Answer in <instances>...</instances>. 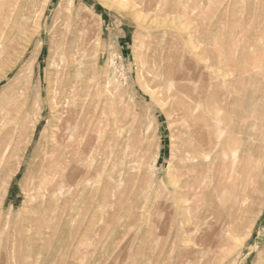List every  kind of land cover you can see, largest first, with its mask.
<instances>
[{"label": "rangeland", "instance_id": "1", "mask_svg": "<svg viewBox=\"0 0 264 264\" xmlns=\"http://www.w3.org/2000/svg\"><path fill=\"white\" fill-rule=\"evenodd\" d=\"M14 2L17 15L7 17L0 0V105L24 92L29 103L40 95L51 104L58 86L68 95L78 88L86 110L68 122L71 134L88 128L94 143L71 166L80 171L72 186L57 165L43 183L44 156L56 155H44L45 143L61 148L77 98L64 96L47 138L44 117L33 143L23 140L10 158L17 125H0V264H264V108L252 111L264 99L255 73L236 65L261 46L264 0ZM182 71L191 79L171 86ZM212 126L240 146L220 160L221 150L191 160L190 149L202 151L197 134ZM237 157L224 184L221 164Z\"/></svg>", "mask_w": 264, "mask_h": 264}, {"label": "bare ground", "instance_id": "2", "mask_svg": "<svg viewBox=\"0 0 264 264\" xmlns=\"http://www.w3.org/2000/svg\"><path fill=\"white\" fill-rule=\"evenodd\" d=\"M7 3H9L10 4V8H9V10H8V12H6L5 11V13H4V15L6 14L7 15V17H14V15L16 14L17 15V10H16V7L14 6V0L12 1V0H7ZM11 20V19H10ZM263 26V24L262 25H260V29L259 30H256V35H255V41L256 42H258V44H260L261 46L259 47V45H258V47H256V44L254 45V47H255V49L253 50V52H252V54L251 55H253V59L251 60V61H249V62H247L248 61V59L246 60V65H241V62L239 61V63H237L236 65H238V66H240V69L242 70V72H248V73H252V72H250V71H253L255 74V76L257 77V78H255L254 77V79H253V81L255 82H258L259 83V85H260V88L256 91L257 93V95L260 97H263V99H264V27H262ZM6 27V26H5ZM9 27V26H8ZM7 31H8V29H7ZM7 33V32H6ZM2 37V36H1ZM1 43V42H0ZM219 50V49H218ZM212 51V50H211ZM1 53V52H0ZM220 53V52H219ZM255 53V54H254ZM251 55H249V57L251 56ZM215 56V55H214ZM217 58V57H216ZM210 59V58H209ZM215 61V60H214ZM216 61H217V59H216ZM218 63V62H217ZM227 64H228V61H227ZM234 64V63H233ZM218 66H220V64H218ZM16 66L14 65H12L11 67H9V68H7V69H5L4 71H3V74L5 75L6 73H8V72H12L13 70H14V68H15ZM249 67V68H248ZM239 74V73H238ZM3 76V75H2ZM6 76V75H5ZM5 76H3V77H5ZM240 76V75H239ZM243 76V75H242ZM252 77V76H251ZM7 78V77H6ZM171 79H170V85L171 86H175L176 88H182L183 86H185L186 84V82H185V80L186 79H191V76H190V74L188 73V72H186V71H182V72H180L178 75H176V76H173V77H170ZM5 79V78H4ZM0 80H2L1 78H0ZM243 81V80H242ZM1 82V81H0ZM242 83V82H241ZM256 84V83H255ZM30 85V84H29ZM31 86V85H30ZM191 86V85H190ZM41 87V86H40ZM22 88V87H21ZM24 88V87H23ZM30 88V87H29ZM57 89H58V94L56 93V96H55V100H54V102H52L51 104H49V98L50 97H45V98H41L40 97V95H38L39 97H37L36 96V98H37V102H34V103H29V102H31V99L29 98V97H27V99L25 98L26 96H25V92L24 93H21V95H16L17 97H13L11 100H8L7 102H3V106H1L2 107V109L0 108V125L2 124V126L5 128V127H7V124L6 123H11V126H13V124H15V125H17L15 128H9V134H11V141L9 142V144H8V146H7V148H6V151H8L7 153H9V155H6V156H8L9 158L12 156V155H14V153H15V151H16V148H18L19 146H20V144L22 143V141L23 140H27V141H29V142H32L33 143V138L35 137V134H36V132H37V130L39 129L38 128V125L40 124V121H42V118H46V120H47V128H46V130L44 131V138L46 137L47 138V136L49 135V132H50V127L51 126H53V123H52V116L53 115H59V114H57L58 113V111H57V109H56V106H60L59 104H62L63 103V99H64V96H68V99H70V103L72 102V101H74L76 98H77V103L73 106V107H68V109H67V117H64L65 118V120H66V122L68 123H70L71 121H72V119H73V117L75 116L74 114L75 113H82V112H84V110H86V108L84 109V107H86L85 105H86V102H85V100H83V99H81V97H83V92H81V90H79L78 88H76V89H73V91L71 92V93H69V95L67 94V91L65 90V91H62L63 93H60L61 92V87H57ZM181 90H184V89H181ZM217 90V89H216ZM215 90V91H216ZM253 90V89H252ZM5 91H6V89H5ZM17 91H19V89L17 90ZM39 91V90H38ZM221 91H222V89H221ZM224 91V90H223ZM26 92H28V91H26ZM219 92V91H218ZM255 92V91H254ZM8 93V92H7ZM18 93V92H17ZM20 93V92H19ZM31 93V92H30ZM192 93V92H191ZM198 93V92H197ZM222 93H224V92H222ZM221 93V94H222ZM5 94V93H4ZM3 94V95H4ZM24 94V97H23V99L25 98L26 100H25V106H23L24 105V103H23V105H22V107H19L18 108V105H17V98H19V97H21L22 95ZM32 94V93H31ZM34 94V93H33ZM37 94H39L38 92H37ZM220 94V93H219ZM225 94V93H224ZM253 94V93H252ZM43 95V94H42ZM211 95V94H210ZM223 95V94H222ZM221 95V96H222ZM256 95V96H257ZM34 96H35V94H34ZM244 96V95H243ZM30 97H33V96H30ZM259 97H258V99H259ZM38 98H41L40 99V101L38 100ZM192 98H193V100H196L197 101V98L198 97H196L195 95H192ZM1 99V98H0ZM28 99H30L29 100V102H28ZM78 99L80 100L79 102H78ZM6 100V99H5ZM20 100H22V98L20 99ZM34 100H35V97H34ZM72 100V101H71ZM68 102H69V100H67ZM1 102V101H0ZM19 103H20V101H18ZM23 102V101H22ZM22 102L20 103V104H22ZM190 105V104H189ZM70 106V105H69ZM263 107L264 108V100H258L256 103H254L253 104V107H252V111H256V108L257 109H259V107ZM247 107V106H246ZM48 108L49 109H51L50 111L48 110ZM65 108V107H64ZM67 108V107H66ZM73 108V109H72ZM47 110L49 111V112H47ZM184 110V109H183ZM238 110V109H237ZM247 108H245V110L243 109V113L244 114H247ZM262 111V110H261ZM246 112V113H245ZM45 113H47L46 114V116H44V114ZM50 113L52 114V116L51 117H49V115H50ZM86 113V112H85ZM183 113V112H182ZM184 113H185V111H184ZM187 113V112H186ZM250 113V112H249ZM262 113H263V111H262ZM89 114V113H88ZM190 114V113H189ZM252 114V113H251ZM31 115H33V117H31ZM84 115H86V114H84ZM185 115V114H184ZM81 116H82V114H81ZM80 116V117H81ZM183 116V115H182ZM182 116L180 117V118H182ZM193 116V115H192ZM244 116H247V115H244ZM263 116V115H262ZM54 117V116H53ZM61 117V116H60ZM59 117V118H60ZM250 117V116H249ZM251 118V117H250ZM249 118V119H250ZM80 119H82V118H80ZM86 119H88V118H86ZM187 119V118H186ZM247 119H248V117H247ZM256 119V118H255ZM59 120V119H58ZM61 120V119H60ZM89 120V119H88ZM199 120V119H198ZM244 120V118H243V116L241 115L240 116V121H243ZM246 120V119H245ZM254 120V119H253ZM63 121H64V119H63ZM86 121V120H85ZM107 121V120H106ZM206 120L204 119V123H206L205 122ZM252 121V120H251ZM54 122V121H53ZM56 122H57V120H56ZM91 122H92V120H91ZM90 122V123H91ZM181 122V121H180ZM244 122V121H243ZM255 122V121H254ZM66 124V127H63L62 129H61V132H65V135H64V138H57V140H58V142L59 143H61V148L60 149H57V148H54V147H52L51 145H49L48 143H45V146H44V155H46V154H49V155H51L52 153H54V154H56L55 156H50V157H48V156H44V159H43V162H42V164H48L49 162H50V168H48L49 169V171H46V173H45V177L43 178V183H45L46 182V177H47V175H50L49 173H54V167H55V165H57V166H61V169H62V175H63V180L64 179H66L65 180V182L64 183H67V184H70V186H72V183H74V181H75V179H76V177L78 176V175H80V171L77 173L76 171L75 172H73L74 171V169H71V166H73L74 164H75V162L77 163L76 165H78V164H81V162L84 160V157L86 156V155H88L89 153H91V151H92V149H93V143H94V141H93V137H90V135L91 134H89V131H90V129H89V131H87L88 130V128H87V130H83L82 132H80L81 134H79L78 136H77V138L75 139V137H72L73 135L71 134V126H70V124ZM83 123H87V121L86 122H83ZM82 123V124H83ZM109 123V122H108ZM112 123V122H111ZM191 123V122H190ZM230 123H231V120H230ZM77 124V123H76ZM210 124V123H209ZM233 124V123H232ZM235 124V123H234ZM233 124V125H234ZM59 125H61L60 124V122H59ZM79 125V124H78ZM91 125V124H90ZM237 125H238V123H237ZM63 126H64V124H63ZM88 126V125H87ZM86 126V127H87ZM231 126V125H230ZM239 126V125H238ZM9 127V126H8ZM7 127V128H8ZM57 127V126H56ZM74 127H76V126H74ZM204 127H205V125H204ZM213 127V130L214 131H211L210 132V129L208 130V133H207V135H205L204 133H199V134H197V136L198 137H202L203 138V140L201 141V142H199V144H197V146L200 148V150H202V151H200V153H195L194 151H195V149L197 148L196 146V148L195 149H190L191 150V160H193V159H196L197 157H201L202 156V154L203 155H205V158L206 157H208L209 155H210V153L213 151V150H221V155L219 156V153L217 154V156L215 155V158L216 159H218V160H220V159H222L221 158V156L222 157H227L228 156V154H229V152L230 151H236L237 150V148L240 146L239 145V142L240 141H238V139H236L237 137H235V138H233V139H229V140H225V141H223V137H224V134H225V131H222V130H219V129H214V126H212ZM237 127V126H236ZM236 127H232L231 126V129H233L234 128V130H236ZM240 127H241V125H240ZM244 127L246 128V127H248L247 125H244ZM44 128V127H43ZM82 128V126H80V129ZM85 128V127H84ZM209 128V127H208ZM48 129H49V131H48ZM1 130H2V128H1ZM0 130V131H1ZM75 130V129H74ZM238 130V131H237ZM237 132H240V134H241V132H244V130H242V128H237ZM253 130V129H252ZM78 131V130H77ZM2 132V131H1ZM57 132V131H56ZM42 133V132H41ZM52 133V132H51ZM73 133V132H72ZM84 133L86 134L85 136H86V138L83 136L84 135ZM232 133H234V132H232ZM1 134V133H0ZM48 134V135H47ZM75 135H76V133H74ZM78 134V133H77ZM239 134V133H238ZM104 135H106V134H104ZM237 135V134H236ZM108 136V135H107ZM241 136V135H240ZM57 137H59V136H57ZM62 137H63V135H62ZM50 138V137H49ZM105 138H106V136H105ZM111 138V137H110ZM54 139V138H53ZM160 139V138H159ZM47 140V139H46ZM45 140V142H47ZM52 139H50V141H51ZM54 140H56V139H54ZM106 140V139H105ZM25 141L23 142V145H24V143H25ZM26 141V142H27ZM60 141H62V142H60ZM104 141V140H103ZM102 141V142H103ZM113 141H115V139L113 140ZM38 142V141H37ZM55 142V141H54ZM124 142V141H123ZM122 142V143H123ZM31 143V144H32ZM52 143V142H51ZM26 144V146L25 147H27V143H25ZM104 144V143H103ZM101 145V146H104V145ZM106 144V143H105ZM113 144V143H112ZM181 144V143H180ZM49 145V146H48ZM55 145V144H54ZM58 145H60V144H58ZM98 145V144H97ZM122 145V144H121ZM125 145H126V143H125ZM184 145V144H183ZM182 145V146H183ZM29 146H30V144H29ZM37 146V145H36ZM116 146V144L114 145V147ZM123 146V145H122ZM25 147H20L21 149H23V148H25ZM60 147V146H59ZM58 147V148H59ZM108 147H109V145H108ZM110 147H112L111 145H110ZM113 147V148H114ZM181 147V146H180ZM97 148V147H96ZM122 148V147H121ZM132 148V147H131ZM147 148V147H146ZM42 149V150H43ZM116 149V148H115ZM134 149V148H133ZM179 149H181V148H179ZM234 149V150H233ZM24 150V149H23ZM102 150V149H101ZM110 150V149H109ZM189 150V149H188ZM103 151V150H102ZM101 151V152H102ZM116 151V150H115ZM121 151V150H120ZM124 151L125 150H123V153H124ZM137 151V150H136ZM197 151H199V149L197 150ZM100 152V151H99ZM98 152V153H99ZM126 152V151H125ZM189 152V151H188ZM192 152H194V154L192 153ZM219 152V151H218ZM97 153V154H98ZM109 153V152H108ZM6 154V153H5ZM107 154V153H106ZM201 154V155H200ZM99 155V154H98ZM98 155H96L95 156V154L94 155H92L93 157L95 156V157H98ZM104 155V154H103ZM116 155H118V154H116ZM124 155H125V153H124ZM185 155V154H184ZM213 155V154H212ZM211 155V156H212ZM106 156V155H105ZM120 156V155H119ZM188 156V155H187ZM239 156V155H238ZM90 157H91V155H90ZM107 157V156H106ZM117 157V156H116ZM116 157H114V158H116ZM99 158V157H98ZM118 158V157H117ZM241 158V157H240ZM102 159V158H101ZM123 159H125L124 157H123ZM95 160H97L96 158H95ZM119 160V159H118ZM12 161V160H11ZM92 161V160H91ZM107 161V160H106ZM125 161V160H124ZM126 162V161H125ZM41 163V162H40ZM103 163V162H102ZM124 163V162H123ZM241 163V160L240 159H238V157L235 159V161H233L232 163H225V160L222 162V164H221V166H222V168L224 169V181H223V183L224 184H229V182H233V180H232V174H231V172H230V170H231V168H238V166H239V164ZM2 163H0V165H1ZM125 164V163H124ZM195 164V163H194ZM49 165V164H48ZM118 165V164H117ZM201 165V164H200ZM204 165V164H203ZM4 165H1V167H3ZM43 166V165H42ZM241 166V168L244 166V163L242 162V165H240ZM200 167V166H199ZM53 168V169H52ZM70 168V171L66 174L65 172L68 170ZM91 168V167H90ZM90 168H89V171H90ZM116 168V167H115ZM122 168V167H121ZM124 168V167H123ZM201 168V167H200ZM92 169V168H91ZM193 169V168H192ZM46 170H47V168H46ZM104 170V169H103ZM123 170V169H122ZM195 170V169H194ZM41 171V170H40ZM59 171H60V167H59ZM92 171V170H91ZM114 171V170H113ZM201 173H205L206 171H207V167H203L201 170ZM43 172V171H42ZM42 172H40V174L42 173ZM57 174L58 173H60V172H56ZM91 173V172H90ZM104 173V172H103ZM191 173H192V171H191ZM106 174V173H105ZM230 174V175H229ZM38 176H40L39 174H38ZM82 176H83V173H82ZM192 176V175H191ZM41 177V176H40ZM81 177V176H80ZM106 177V176H105ZM88 178V177H87ZM86 178V179H87ZM58 179V178H57ZM57 179H55V180H57ZM3 180V179H2ZM35 181V180H34ZM37 181V180H36ZM106 182V181H105ZM77 183V182H76ZM82 183H83V181H82ZM63 183L61 182V184H60V186L62 185ZM119 184V183H118ZM126 184V183H125ZM223 184V185H224ZM116 185V184H115ZM58 186V185H57ZM56 186V187H57ZM65 186H66V184H65ZM68 187H69V185H67ZM84 186V185H83ZM82 186V187H83ZM86 186V185H85ZM195 186V185H194ZM193 185L191 186V196L192 195H195V187H194ZM225 186V185H224ZM40 187H42L41 185H40ZM233 187H234V185H233ZM49 188V187H48ZM121 188V187H120ZM225 188V187H224ZM1 189V188H0ZM41 189V188H40ZM43 189V188H42ZM41 189V190H42ZM56 189V188H55ZM58 189V188H57ZM56 189V190H57ZM63 189H64V187H63ZM71 189V188H70ZM124 189V188H123ZM232 189V188H231ZM230 189V190H231ZM54 190V189H53ZM227 190H228V188H227ZM50 191V190H49ZM68 191H69V189H68ZM113 192L115 191V190H112ZM229 191V190H228ZM46 192V191H45ZM48 192V191H47ZM52 193V192H51ZM50 193V194H51ZM56 193H58V192H56ZM79 193V192H78ZM48 194V193H47ZM53 194V193H52ZM226 194V193H225ZM224 194V195H225ZM224 197V196H223ZM227 197V195L224 197V198H226ZM108 198V197H107ZM179 199V198H178ZM192 201H193V198H192ZM194 202V201H193ZM166 203V202H165ZM113 205V204H112ZM106 209V208H105ZM107 212V211H106ZM230 212V211H229ZM45 214V213H44ZM228 215H229V213H228ZM36 217V216H35ZM38 217V216H37ZM226 218V217H225ZM42 220V219H41ZM232 221V220H231ZM7 222V221H6ZM27 222V221H26ZM227 222V221H226ZM44 224V223H43ZM232 226V225H231ZM15 227V226H14ZM43 228V227H42ZM228 228V227H227ZM226 228V229H227ZM39 229V228H38ZM229 229V228H228ZM230 230V229H229ZM105 232V231H104ZM107 235V234H106Z\"/></svg>", "mask_w": 264, "mask_h": 264}]
</instances>
